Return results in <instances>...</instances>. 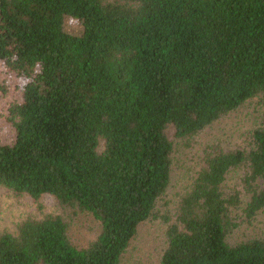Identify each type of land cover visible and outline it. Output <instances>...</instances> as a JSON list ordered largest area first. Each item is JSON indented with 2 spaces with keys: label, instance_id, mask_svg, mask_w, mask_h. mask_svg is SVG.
<instances>
[{
  "label": "trees",
  "instance_id": "trees-1",
  "mask_svg": "<svg viewBox=\"0 0 264 264\" xmlns=\"http://www.w3.org/2000/svg\"><path fill=\"white\" fill-rule=\"evenodd\" d=\"M0 64L22 83L0 188L53 196L101 226L79 249L61 217L29 219L0 234V264H122L171 183L168 128L191 138L264 104V0H0ZM253 140L205 158L160 264H264V239L227 241L243 205L225 192L231 171L249 170L246 219L264 210V128Z\"/></svg>",
  "mask_w": 264,
  "mask_h": 264
},
{
  "label": "rangeland",
  "instance_id": "rangeland-1",
  "mask_svg": "<svg viewBox=\"0 0 264 264\" xmlns=\"http://www.w3.org/2000/svg\"><path fill=\"white\" fill-rule=\"evenodd\" d=\"M67 30L78 32L79 25L70 20ZM21 85V79L0 64V139L3 143L11 142L15 136L13 126L7 119L8 105L13 100L14 89ZM2 87H6L7 91L4 92ZM262 128L264 104L258 98L223 115L191 138L178 139L174 127H169L166 133L173 142L171 183L157 202L154 218L138 227L122 264H160L167 247V230L176 222L179 204L190 190L205 158L221 151H251L254 148L253 133ZM248 173V168L244 166L231 171L227 176L225 192L229 195L237 194L243 201L241 208L232 214L235 226L227 237L232 246L264 239V210L259 211L251 220H247L242 211L249 200L244 186ZM47 216L61 217L66 222L69 239L79 249L87 247L101 231L99 222L91 214L63 206L53 196L43 195L39 200H34L27 194L0 188V234H16L25 221L40 220Z\"/></svg>",
  "mask_w": 264,
  "mask_h": 264
}]
</instances>
